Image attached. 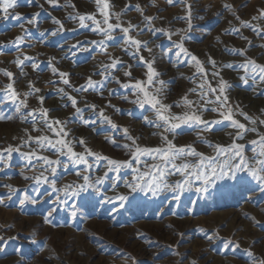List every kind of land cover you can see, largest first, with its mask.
Returning <instances> with one entry per match:
<instances>
[{
    "label": "rangeland",
    "instance_id": "obj_1",
    "mask_svg": "<svg viewBox=\"0 0 264 264\" xmlns=\"http://www.w3.org/2000/svg\"><path fill=\"white\" fill-rule=\"evenodd\" d=\"M137 4L142 11L135 8ZM189 6L190 30L185 19ZM261 9H264V0H173L172 3L168 0H110L111 22L116 23L115 14L122 13L119 22L125 27L129 22L138 25L130 34L148 41L147 47L152 49L149 53L141 48L133 55L135 49L125 50L120 29L114 30V39L105 40L104 33L93 30L95 25L91 20L85 21V27L80 26L78 15L82 14H93L98 21H103L96 0H57L55 5L47 0H18V5L9 9L7 16L0 11V69L14 74L10 79L0 71V117H4L0 119V149L11 145L19 147L20 152L36 150L40 155L56 159L57 153L51 148L40 149L34 141L22 143L28 134L53 136L40 122L41 108L50 109V118L65 121L67 139L73 141L78 153L84 152L86 145L102 156L130 159L129 149L124 145L131 141L126 138L124 128L142 147L161 146L159 134L164 132V127L162 122L156 121L155 110L150 105L141 108L134 103L137 91L121 84L147 79V66L139 59L143 55L147 61L154 60L153 67L159 73L155 79L166 82L160 98L163 103L173 105V113L186 110L175 106L183 103L185 95L194 104L203 103L199 89L202 74L197 72L189 56H178L179 50L174 47L181 37H184V46L203 63L207 80L213 86L219 80L213 77L214 71H219L220 77L232 85L227 94L234 109L238 105L250 116L264 119L261 114L264 82L257 77L243 84L239 79L243 69L237 67L249 58L264 64V47H261L264 32L258 35L241 24V21H249L258 29H264V18L252 19L259 17ZM15 13L22 14L20 19ZM36 13L39 15L34 16ZM72 16L77 18L72 19ZM146 16L155 19L149 24ZM29 19H34L35 23L28 24ZM55 20L61 22L63 30H59L60 25ZM152 27L170 30L172 39L169 40L166 33L154 34ZM54 31L56 35H52ZM17 36L24 38L19 44L13 43ZM94 40H105V44H92ZM229 49H243L246 55ZM24 55L33 59L25 60L21 70L15 60L23 59ZM209 57L216 61L215 68ZM114 59L122 63L116 69H109L112 74L102 85H97L95 90L77 91L88 77L101 80L99 73L104 72L103 65ZM33 63L38 65L37 69H33ZM229 63L233 64L232 68L227 67ZM53 67L70 74L67 77L70 85L63 84L59 73H53ZM127 71L131 76L124 75ZM29 81L40 91L27 96L28 107L18 111V101L8 99L6 86L13 83L24 99V93L30 91ZM155 87L161 85L156 83ZM61 88L77 98L81 113L77 114L67 96L58 91ZM38 97H44L42 104ZM207 99L214 100V95L209 93ZM93 104L95 109L88 107ZM215 106L208 104L206 110H202L205 119L219 118L218 113L211 111ZM32 109L37 110L35 127L39 130H33V118L28 116ZM101 109L117 127L101 117ZM145 117L152 122L145 121ZM236 119L248 123L238 114ZM156 123L161 126L156 127ZM235 131L224 122L212 126L211 131L193 126L167 135L178 146L192 145L206 155H214L203 139L227 145L233 138L228 134L234 136ZM258 131L264 133V125H258ZM198 133L203 139L198 138ZM81 137L85 145L78 143ZM255 138L257 133L249 132L238 142L247 144ZM113 140L115 143L111 142ZM252 147L247 144L246 155L252 156ZM20 152H13L8 167L0 164V237L4 238L0 243V264H133L131 258L135 264H259L264 261V191L261 190L264 185L259 181L250 177L241 182L230 181L206 199L191 193L180 201L174 200L171 192L155 197L134 193L125 207L120 208L118 201L113 199L109 203L104 197L128 194L126 185L131 182V169H123L118 177L115 172H108L100 186L102 194L93 191L91 196L83 193L81 197H65L50 184L25 179V176L38 175L47 166L42 167L43 161L37 160L31 162L35 167L31 166ZM87 158L92 165L90 169L72 163L66 155L60 156L56 173L49 171L45 175L50 181L55 180L58 188L75 187L83 183L84 175L93 181L103 176L108 169L107 161L97 162L94 156ZM144 159L152 163L150 158ZM169 179L175 181L178 177ZM58 196L67 203L59 202ZM21 200L25 202L21 204ZM33 200L36 203H32ZM228 240L233 243L228 244ZM237 243L239 247L235 246Z\"/></svg>",
    "mask_w": 264,
    "mask_h": 264
},
{
    "label": "snow or ice",
    "instance_id": "obj_2",
    "mask_svg": "<svg viewBox=\"0 0 264 264\" xmlns=\"http://www.w3.org/2000/svg\"><path fill=\"white\" fill-rule=\"evenodd\" d=\"M30 2V0H29ZM49 4L55 5L57 0H47ZM169 3H172L173 0H168ZM96 4L100 10V13L103 16V21H98L96 16L93 14H82L78 15L79 24L81 27H85V21L91 20L95 28L94 31H99L105 34V40H112L115 37L113 32L116 29H120L123 33L122 39L125 42V50L128 48L135 49L132 53L133 55L140 52L141 48L147 49L151 53L152 49L148 48V41H141L130 33L138 28V25H133L130 22L128 26H123L120 23V16L122 13H116V23L111 22L110 13V0H96ZM18 5V0H0V11L5 13V16L9 14V9H13ZM43 7V6H41ZM74 7V5H73ZM129 7L126 5V8ZM225 7H231L230 5H225ZM137 10L140 9V5H135ZM142 11V10H141ZM22 14L15 13L17 19H20ZM36 13L34 16H38ZM72 19H76V16H72ZM264 18V9L260 10L259 17H253L252 19ZM155 18L152 16H146L145 20L151 24ZM185 19L188 20V29L192 27L191 24V10L189 6V12ZM202 19V17H201ZM239 19V17H237ZM28 24H34V19H29ZM56 24L60 25L59 30H63V25L59 20H55ZM243 27L252 28L253 31H256L259 35L261 32H264V29H258L256 26L252 25L249 21H241ZM105 25L106 27L102 26ZM151 31L155 34L166 33L169 40L172 39V32L163 28L152 27ZM232 31H239V29H233ZM57 32L54 31L52 35H56ZM22 36H17L13 43L19 44L23 41ZM246 39V38H245ZM105 40L101 41H92V44L100 43L101 45L105 44ZM184 37H181L179 42L174 43V47L178 49L177 55L189 56L191 61L195 62L197 72L202 74V79L199 84L200 97L203 100V103L197 101L195 104L193 101L189 100L185 95L182 97V104H176V107L183 106L186 110L182 113H173L171 108L173 105L163 103L160 98L163 91V86L166 84L163 80H156L155 78L159 75L156 69L153 67V61L145 60L143 55L139 56L140 61L144 62L147 66V79L146 80H136L134 83H122L121 86L124 88L132 87L137 91L138 98L134 103L139 104L141 108L145 107V104L150 105L155 110L156 121L162 122L164 127V132L160 133V138L162 140L161 146L156 147H147L140 146L137 144L136 138L132 137L127 128H124L126 138L131 141L130 144H125L124 147L129 149L130 159L127 160H116L106 156H102L93 152L91 149L87 148L85 145L84 138H79L78 143L85 145L84 152H76L74 149L73 141L68 140L69 132L66 130L65 121H61L59 118H50L48 113L50 109L41 108L39 110L40 122L53 134L49 135H39L31 136L27 135L26 139L22 140V143L27 144L31 141H34L40 149L51 148L56 151L57 158L51 159L48 156L40 155L36 150H31L28 152H20L19 147H14L9 145L7 149H0V164H3L4 167H8L10 164L11 156L13 152H20V155L25 158L31 165L33 160L43 161L44 171L40 172L38 175L32 177L25 176V179H33L37 184L45 183L50 184L52 189L55 192H63L65 197H81L83 193H88L91 196L94 191L97 194H102L100 186L108 177V172H115L117 177L123 169H131L133 172L131 182H127V188L129 189L128 194H120L113 197L105 196L104 199L112 203L113 199L119 202L120 208H124L125 204L129 202L130 196L134 193H144L145 195L151 194L153 197L171 192L173 194V199L180 201L183 196L186 194H193L197 197L207 198L214 191H218L221 188L222 184H227L228 182H241L242 180L250 177L252 180L259 181L261 185H264V133H259L258 125H264V119L258 117L250 116L248 113L239 109L237 105L234 109L233 106L229 103L228 90L232 85L220 77L219 71H214L212 73L214 78L219 77L218 83L213 86V84L207 80V72L203 67V63L199 60L197 56L192 54L184 46ZM75 47V46H74ZM264 47V45H261ZM87 50V49H84ZM171 51V49L169 50ZM229 51L236 52L240 55H246L243 49H229ZM32 57L24 55L23 59H16L15 63L21 67L25 60H32ZM209 62L213 65V68L216 67V61L209 57ZM122 63L119 59H114L108 65H103L104 72L99 73L101 75V80L96 81L91 77L87 78L86 84L81 85L77 91H88L89 89L95 90L97 85H102L105 80L112 74L109 69H116L118 65ZM33 69H37L38 65L33 63ZM227 67L232 68L233 64L229 63ZM238 68L243 69V75L239 77L241 82L245 85L249 83V79L255 81L257 77L261 82H264V64L258 63L254 59H246L243 62L237 65ZM5 76L8 78H13L14 74L11 71L6 69H0ZM54 74L59 73V76L62 78L64 85H70V80L67 77L70 75L67 72H59L55 67L52 68ZM125 76H131V72L127 71L124 73ZM117 83H120L119 78H117ZM158 83L161 87H155V84ZM30 91L24 93V99H21V94L15 89L13 83H8L6 86V94L8 99L12 101H18V111L22 108H27V96L31 95L32 92H39V88H35L32 85V82L29 81ZM150 88L153 89L150 91ZM63 93L64 96H67V99L71 102L72 107L75 109L77 114L82 112V109L77 106V98L65 92L63 88L58 90ZM189 91H196V89H190ZM209 93L214 95V100H209L207 97ZM142 94V99L140 98ZM39 102L42 104L44 97H38ZM110 104V101H109ZM208 104L216 105L211 109V111L219 114L218 119L208 120L203 116V111L206 110ZM93 109L96 108V105H88ZM36 109H32L28 113V116L33 118V130H39L35 126L37 124L36 120ZM239 115L244 118L248 123L241 122V120L236 119V115ZM261 114L264 115V110H261ZM101 117L104 118L108 123L112 124V121L109 117L104 115L103 109L100 110ZM4 117H0L3 119ZM147 122L148 118H144ZM224 122H228V125L235 129V134L232 133L228 135L232 136L231 143L225 144H212L211 142L203 139L198 133V138L203 139V142L206 143L209 147L213 149L214 155H206L205 153L198 151L192 145H182L178 146L173 140L168 139V133L173 135L177 134V130L182 129L183 127H193V126H203L204 129L211 131L212 126L220 125ZM249 124L251 127H249ZM113 127L117 125L112 124ZM160 123H156V127H160ZM25 132L28 133V130L25 129ZM252 132L257 133V138L248 141L247 144H251L253 147L251 149L252 156L246 155L245 149L247 147L246 143H239V140L245 138L246 134ZM115 143V141H111ZM67 156L69 160L77 165H85L86 168L90 169L92 165L89 163V156H94L96 161L106 160L108 169L103 174V176L97 177L94 181L88 176H83V183L76 185L75 187L70 185H65L62 188H58L55 180H49L48 176L45 175V172L55 174L57 167L60 165V156ZM150 158L152 163H149L147 159ZM135 165V166H134ZM35 167V165H31ZM65 168L68 167L67 164L64 165ZM241 174H244L243 176ZM172 176H177L178 179L171 181L169 178ZM11 189L10 185H6ZM15 191L16 189H11ZM91 190V191H90ZM264 191V187L261 188ZM28 199V197H25ZM57 200L62 203H67L66 200L61 201L60 197H57ZM25 200H21L20 203L23 204ZM195 203V201H191ZM32 203H36L35 200ZM76 213L73 212V215ZM51 215V213H49ZM218 236V233H216ZM12 239V238H9ZM211 239V238H210ZM4 240L3 237H0V243ZM228 244H232L233 241L228 240ZM236 247H239V244H235ZM251 255V252H249ZM133 259V264L135 260ZM195 264V262H193ZM259 264H264V261H260Z\"/></svg>",
    "mask_w": 264,
    "mask_h": 264
}]
</instances>
